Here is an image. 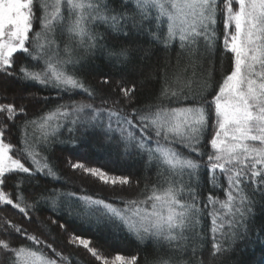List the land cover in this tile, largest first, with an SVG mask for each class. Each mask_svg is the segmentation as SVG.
I'll use <instances>...</instances> for the list:
<instances>
[{
    "label": "snow or ice",
    "instance_id": "snow-or-ice-1",
    "mask_svg": "<svg viewBox=\"0 0 264 264\" xmlns=\"http://www.w3.org/2000/svg\"><path fill=\"white\" fill-rule=\"evenodd\" d=\"M132 31L147 35L165 50L174 45L179 49V71L171 79L166 71L161 75L154 103L129 113L109 98H101V107L73 100L74 92L96 98L95 89L80 76L85 56L101 50L118 63L126 60L127 49L109 47L108 38L127 37ZM218 47L221 79L215 81ZM228 54L231 64L225 69ZM205 60L210 69L206 76L203 72L198 76ZM0 78L38 84L58 98L68 94L71 101L18 124V116H26L25 108L0 103L5 117L0 118V213L11 206L30 218V210L41 204L59 211L66 199L76 196L74 192L46 187L29 200L21 194L19 182L30 184L40 174L60 178L47 149L62 130L71 139L81 127L85 132L104 127L111 138L118 135L125 149L146 155L149 166L157 168V179L128 199L124 186H133L129 176L70 159L69 167L101 186H111L113 193L107 200L82 193L75 208L68 205L66 215L72 223L116 225L139 241L153 240L158 250L166 247L168 252L152 264H174V255L189 248L195 255L206 239V218L211 223L213 257L230 252L237 240L249 236L253 197L257 193L264 197V0H121L119 8L109 0H0ZM101 82L110 81L104 77ZM120 91L130 106L135 85ZM101 113L107 117L106 125L97 119ZM8 122L21 132L20 147L8 139ZM37 130L40 136L35 135ZM9 179L14 181V193L4 190ZM135 185L139 187V181ZM69 220L53 223L68 236L69 245L82 247L99 264H139L138 255L109 257L91 238L77 233ZM36 231L39 235L0 214V264H64L70 259L40 238L41 229ZM257 239L264 243V231Z\"/></svg>",
    "mask_w": 264,
    "mask_h": 264
},
{
    "label": "trees",
    "instance_id": "trees-1",
    "mask_svg": "<svg viewBox=\"0 0 264 264\" xmlns=\"http://www.w3.org/2000/svg\"><path fill=\"white\" fill-rule=\"evenodd\" d=\"M110 4L119 8L121 0H109ZM131 8V5H128ZM38 28L39 25L37 24ZM219 33L223 34L222 22L218 24ZM103 30V29H101ZM109 47H114L116 50L126 48L128 57L126 60L118 63L115 59H109L106 53L97 50L95 54L86 55L82 66L79 69L80 76L88 85L96 92L94 100L89 99L83 93H73L72 99L75 101H84L85 103H93L96 107H101V98H109L117 100L118 108H124L131 113L133 108H143L154 103L162 85L161 75L166 71L168 78L171 79L177 68L176 55L178 46L165 50L163 45L151 42L147 35L137 34L132 31L127 37L120 35H110L108 38ZM81 55L84 53L81 51ZM221 49L218 47L215 55V74L214 80L221 79ZM170 62V63H169ZM231 64V55L228 54V59L225 61V69H229ZM210 69L208 60L204 61L203 68L197 69V75L201 72L206 76ZM191 71V70H190ZM189 71V74H190ZM104 77L109 78L108 84H103L101 81ZM6 82V83H4ZM135 85V92L132 96V104L129 106L126 102L121 88H131ZM2 94L6 95V102H3ZM28 97L30 102L25 101L24 97ZM44 97L49 99L45 100ZM13 103L17 107L23 106L26 110V116L20 115L16 120V124L20 123L25 118H36L43 112L53 108L56 104L70 103L69 95L63 94L62 98H58L53 90L43 88L36 84H26L12 78H0V103ZM111 106V105H108ZM0 118H5L0 114ZM10 126V139L17 147H20L21 132L16 127V124L8 122ZM31 132V129H29ZM36 135V133H35ZM37 136V135H36ZM60 141H66L64 143ZM119 141L118 135L116 138H111L101 129H89L85 132L84 128H79L71 139L66 130H62L57 142L48 146L47 155L51 161L57 166L59 171V179L51 180L40 174L29 184L25 180H21V194L31 200L34 193L40 192L44 188H55L62 192L72 191L76 194L72 200L66 199L64 206L59 210H52L48 204H41L36 210L31 211L30 218L22 217L16 209L8 206L2 215L14 222H20L28 228L33 234L39 235L36 231L38 228L44 232L41 239H46L47 242L53 244V248L57 252H61L65 258L64 264H99L91 255H88L75 245L68 244V236L61 232L57 223L69 220L66 215L68 205L71 204L74 208V201L84 192L92 194L94 198L98 194L106 200L113 196L111 186H101L98 181L86 176L79 169L73 170L68 166V161L86 162L88 166H100L115 174L129 176L133 181V186L129 188L124 186V192L127 193L126 198L131 199L140 189L144 188L145 184L149 186L156 182L157 168L155 165L149 166L145 155H141L136 148L125 149ZM36 149L40 150V145L36 144ZM24 175V174H20ZM205 187L207 188V173L203 176ZM139 181V187H136L135 182ZM13 179H9L5 191L15 192L13 187ZM118 188L120 186H117ZM251 185L248 191H251ZM207 192L205 191V195ZM223 198L222 191L219 193ZM256 201L254 205V217L250 220V234L244 240H237L230 252L218 254L216 257L212 253V236L210 232V218L203 221L204 232L206 237L202 247H198L196 254L193 255L192 249L189 248L186 253L181 255L176 253L173 257L174 264H180L181 261L185 264H264V243L257 239V233L264 231V197L258 193L253 197ZM118 203V202H117ZM123 206V205H119ZM43 221V224H40ZM70 226L75 228L77 233H82L85 238H91L93 244L98 249H101L109 257L117 253L122 255H138L140 258L139 264H152L162 254L167 253L165 247L158 250L155 242L151 239L139 241L135 236L129 235L126 229H122L116 225L97 227L92 224L81 226L72 223L69 220ZM46 226V227H45ZM23 239V237H19ZM31 243V242H27ZM199 243V242H197ZM18 246V245H17ZM36 245L34 248H39ZM224 247H228L225 244ZM45 251L55 257L52 249Z\"/></svg>",
    "mask_w": 264,
    "mask_h": 264
},
{
    "label": "rangeland",
    "instance_id": "rangeland-1",
    "mask_svg": "<svg viewBox=\"0 0 264 264\" xmlns=\"http://www.w3.org/2000/svg\"><path fill=\"white\" fill-rule=\"evenodd\" d=\"M4 80V79H3ZM15 80V79H14ZM4 83H6V82H4ZM2 98H3V102H6L5 101V99L7 98L6 97V95H3L2 94ZM24 99H25V101H27V102H30L29 100V98L28 97H24ZM87 111V110H86ZM97 119H98V121H100L102 124H104V125H106V122H107V117H106V115H104L103 113H101L98 117H97ZM96 129H101V130H103L104 131V127H100V128H96ZM36 135L37 136H40L41 135V133H40V131L39 130H37L36 131ZM122 143V142H121ZM123 148H125V146H124V144L122 143V145H121ZM145 158L147 159V157H146V155H145ZM99 182V181H98ZM78 248H80L82 251H84L85 253H87L88 254V252L85 250V249H83L82 247H78ZM88 255H90V254H88Z\"/></svg>",
    "mask_w": 264,
    "mask_h": 264
}]
</instances>
